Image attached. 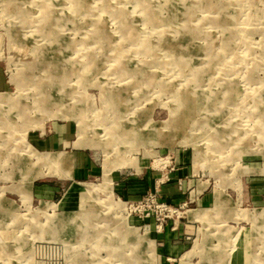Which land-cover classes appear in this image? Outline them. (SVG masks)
I'll return each instance as SVG.
<instances>
[{
    "label": "rangeland",
    "instance_id": "obj_1",
    "mask_svg": "<svg viewBox=\"0 0 264 264\" xmlns=\"http://www.w3.org/2000/svg\"><path fill=\"white\" fill-rule=\"evenodd\" d=\"M243 249L264 264V0H0V264Z\"/></svg>",
    "mask_w": 264,
    "mask_h": 264
},
{
    "label": "bare ground",
    "instance_id": "obj_2",
    "mask_svg": "<svg viewBox=\"0 0 264 264\" xmlns=\"http://www.w3.org/2000/svg\"><path fill=\"white\" fill-rule=\"evenodd\" d=\"M187 38V37H186ZM189 39V38H188ZM48 63V62H47ZM50 64V63H49ZM89 141V140H88ZM78 192V191H77ZM73 193H67L65 196L64 200H69L70 198H72ZM78 198V197H77ZM76 200V199H75ZM80 200V199H77ZM85 203V202H84ZM76 204V203H75ZM204 216V215H203ZM203 216H198L199 219H202ZM202 222V221H201ZM250 241V240H249ZM253 241V240H251ZM254 242V241H253ZM238 259L240 261L241 264H250V255H249V251L246 249H243V251L241 252V254L238 255Z\"/></svg>",
    "mask_w": 264,
    "mask_h": 264
},
{
    "label": "crops",
    "instance_id": "obj_3",
    "mask_svg": "<svg viewBox=\"0 0 264 264\" xmlns=\"http://www.w3.org/2000/svg\"><path fill=\"white\" fill-rule=\"evenodd\" d=\"M67 155V154H66ZM69 157V156H68ZM70 158V157H69ZM166 188V187H165ZM165 188H163V190H162V193H163V195L164 196H166V199L169 201V202H173L174 201V196L171 194V192L169 191V189H165ZM168 249H170V250H175L176 248H168Z\"/></svg>",
    "mask_w": 264,
    "mask_h": 264
},
{
    "label": "built area",
    "instance_id": "obj_4",
    "mask_svg": "<svg viewBox=\"0 0 264 264\" xmlns=\"http://www.w3.org/2000/svg\"><path fill=\"white\" fill-rule=\"evenodd\" d=\"M160 209H163L164 211H168L169 206H167L166 203H161L160 205ZM156 207H158V205H156Z\"/></svg>",
    "mask_w": 264,
    "mask_h": 264
}]
</instances>
